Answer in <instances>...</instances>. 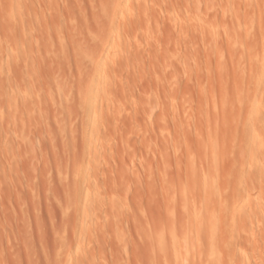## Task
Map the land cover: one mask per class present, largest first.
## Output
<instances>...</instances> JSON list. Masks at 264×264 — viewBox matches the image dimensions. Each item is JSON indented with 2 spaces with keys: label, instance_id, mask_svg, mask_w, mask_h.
I'll return each mask as SVG.
<instances>
[{
  "label": "rangeland",
  "instance_id": "obj_1",
  "mask_svg": "<svg viewBox=\"0 0 264 264\" xmlns=\"http://www.w3.org/2000/svg\"><path fill=\"white\" fill-rule=\"evenodd\" d=\"M199 227L264 264V0H0V264H157Z\"/></svg>",
  "mask_w": 264,
  "mask_h": 264
},
{
  "label": "bare ground",
  "instance_id": "obj_2",
  "mask_svg": "<svg viewBox=\"0 0 264 264\" xmlns=\"http://www.w3.org/2000/svg\"><path fill=\"white\" fill-rule=\"evenodd\" d=\"M204 184V183H203ZM197 212H195V215H197L196 214ZM200 228V227H199ZM201 229V231H202V228H200ZM209 229V228H208ZM213 229H215V231H216V229L217 228H215V227H213ZM210 230V232H208V230L205 232L204 230V232L205 233H209V237L210 238H208L207 237V235L204 233V234H202V235H205V237H206V239H208V240H206V239H202V240H200L201 238V236L200 237H198V241H200L199 243L200 244H198L197 243V241L194 243V242H192L193 240V238L191 239L190 238V241H188L187 239L189 238H187V236H186V240L184 239V241L183 240H181L180 238H178V241L176 240V241H174L173 243H172V240H174V239H176V237H172V239H170L171 240V243H172V245H171V243H170V248L169 249H172L173 250V257L172 258H170L171 256L169 255V249H168V245L166 244L167 243V240H166V245L165 244H163V242H161L162 244H163V246H162V244L161 245H159V247L161 246L163 249L165 248V252H164V250L162 249V248H160V250L162 249V251L161 252H158V249L156 250L157 251V255H158V253H159V257H160V259L163 257V259L162 260H164V258H166V257H169V258H166V260L165 261H162V260H160L159 258V260H157V261H160L159 263L160 264H222L225 260V263L224 264H226L227 262H229V260L228 259H225L223 262L222 261H220V258H218V257H216V256H212L211 254H213V251L211 252L210 250H211V248H213L214 250H215V248L216 249H218V243H217V241H218V239H217V237L215 236V233L217 232H215V231H211V228L209 229ZM202 231V232H203ZM217 234V233H216ZM197 235H198V233H197ZM211 235V236H210ZM178 237V236H177ZM184 237V236H183ZM203 238H204V236H202ZM185 238V237H184ZM224 239V238H223ZM170 240H168V242H170ZM180 240V241H179ZM192 240V241H191ZM203 241V242H202ZM221 241H223L222 239H221ZM226 241V240H225ZM225 241H223V242H225ZM193 243V244H192ZM209 243V244H208ZM196 244V246H195V248H197V249H194V250H191V247H192V245H193V248H194V245ZM198 244V245H197ZM217 244V245H216ZM166 247H165V246ZM216 245V246H215ZM220 245L222 246V242L220 243ZM225 245V243L223 244V246ZM173 247V248H172ZM189 247H190V250L192 251V257L191 258H187L185 255V257L186 258H184L183 259V257H180L181 256V251L182 250H188L189 251ZM159 250V251H160ZM184 250V251H185ZM162 252H164L163 254H162ZM129 253V252H128ZM186 253H187V251H186ZM188 253H190V251L188 252ZM211 253V254H210ZM130 254V253H129ZM180 254V255H179ZM216 254V253H215ZM157 255L155 256V257H157ZM162 255H164V256H162ZM189 255V256H190ZM223 258H224V256H222ZM221 257V258H222ZM222 258V259H223ZM227 258V257H226ZM228 260V261H227ZM130 262V261H129ZM222 262V263H221ZM158 262H157V264H159ZM234 262H232L231 264H233ZM230 264V263H229Z\"/></svg>",
  "mask_w": 264,
  "mask_h": 264
}]
</instances>
